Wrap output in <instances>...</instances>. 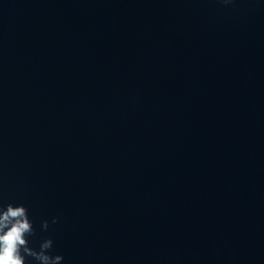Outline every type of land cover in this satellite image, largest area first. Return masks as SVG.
<instances>
[{"label":"water","instance_id":"1","mask_svg":"<svg viewBox=\"0 0 264 264\" xmlns=\"http://www.w3.org/2000/svg\"><path fill=\"white\" fill-rule=\"evenodd\" d=\"M8 203L60 264H264V0H0Z\"/></svg>","mask_w":264,"mask_h":264},{"label":"clouds","instance_id":"2","mask_svg":"<svg viewBox=\"0 0 264 264\" xmlns=\"http://www.w3.org/2000/svg\"><path fill=\"white\" fill-rule=\"evenodd\" d=\"M229 0H225V3ZM58 218H53L56 223ZM49 222L45 220L42 228L47 230ZM35 229L24 204L14 206L8 203L6 208L0 205V264H26V257H33L38 264H60L62 255L53 256V240L45 239L37 251L29 246L28 237Z\"/></svg>","mask_w":264,"mask_h":264}]
</instances>
